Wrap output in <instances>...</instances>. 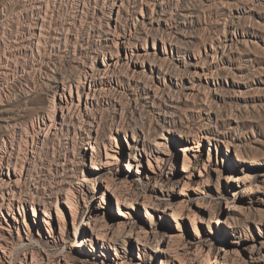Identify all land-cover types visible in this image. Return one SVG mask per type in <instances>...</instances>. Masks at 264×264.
Here are the masks:
<instances>
[{
  "label": "rangeland",
  "instance_id": "374dc122",
  "mask_svg": "<svg viewBox=\"0 0 264 264\" xmlns=\"http://www.w3.org/2000/svg\"><path fill=\"white\" fill-rule=\"evenodd\" d=\"M123 31L131 38L120 51L122 58L128 54L127 64L120 66L109 38ZM151 57L157 72L150 68ZM86 70H94L104 86L97 92L96 114L100 140L116 153L111 174L130 181L124 191L133 207L122 208L137 229L155 235L146 249L132 241L115 250L97 239L95 247L78 246L81 234L90 230L83 224L87 219L103 217L106 232L121 219L115 197H101L105 174L95 175L79 190L76 224L68 216L62 239L45 237V206L33 203L54 181L76 184L85 167L91 172L92 154L97 161L102 158L103 144L84 156L88 129L79 127V119L55 137L43 127L54 118L59 100L54 101V85L76 83ZM74 99L78 102L76 88ZM197 133L196 139L191 136ZM157 134H166L169 148L153 173L147 152H136L139 161L130 155L135 136L140 148L145 142L152 156L157 155L152 144ZM185 146L192 159L189 171L183 170ZM3 151L6 158L20 156L30 166L21 184L25 211L16 205L20 237L14 223L12 235L6 236L13 239L15 251L5 264H20L32 249L48 264H66L67 258L75 264H264V189L257 187L264 179L262 164L255 165L245 186L233 180L245 173L238 154L264 160V0H0ZM145 199L151 202L147 206ZM33 205L40 211L43 236ZM154 205L178 212L172 217ZM48 207L59 232L56 207ZM224 218L241 226L235 230L224 225L219 232L218 221ZM24 220L32 226L34 240H47L44 248L29 242ZM158 246H169L180 257L157 253Z\"/></svg>",
  "mask_w": 264,
  "mask_h": 264
},
{
  "label": "bare ground",
  "instance_id": "6f19581e",
  "mask_svg": "<svg viewBox=\"0 0 264 264\" xmlns=\"http://www.w3.org/2000/svg\"><path fill=\"white\" fill-rule=\"evenodd\" d=\"M118 9L120 8L118 7ZM112 35L113 36L109 39L112 41V46L116 47L119 53L118 55L119 59L117 60V63L121 64L120 66H122L123 64H127L124 62V59L128 58V54L125 53L126 54L125 57L122 58V56H120V51H122V48L124 46L125 48H128V43L130 41L131 34L127 33L126 31H123V33H119V34L112 33ZM147 53L148 52L146 51V54ZM129 59H130V56H129ZM149 60H152V61L149 62ZM149 60L148 62L150 63L149 64L150 68L152 71L155 72L156 71L155 65H157L155 64L156 60L154 59V57L153 59L151 57V59ZM163 64L160 63L159 67L161 68ZM143 66L149 67L148 64H144V63H143ZM78 78H79L78 80L76 79L77 80L76 83L69 82V83H63L61 85L60 84L54 85V88H53L54 89V95H53L54 101L56 97H59V100L57 101V103L56 102L54 103V110H53L54 118L50 119L49 122L44 121L43 127L48 126L47 133L55 137L59 135L60 133H62V130L65 127H67L69 123L75 124L76 122H74L75 121L74 119L77 118V120L79 119V123H80L79 127L82 128L84 131L85 129H88L87 139L84 144V152H83L84 156H86L88 152H90V150L95 152L97 148H100L101 144L104 145L105 150L104 152L100 153V156L102 157L100 161H97L95 158V155L92 154V158H91L92 164L89 165V168H91V172H88L85 167L83 169V177L81 178L79 177L78 182L76 184H74L72 180H62V179L60 181L56 180L54 181L53 185L47 187L48 192H45L46 195L42 194V196H40L39 194L40 197L37 199V201L36 200L33 201V203H39L45 206L43 210V219H42L43 224L45 225L47 233H48V235L47 236L45 235V237L48 238L49 236L52 238L53 241H57L58 237H60L61 239L64 238L63 235L65 232L68 216L71 215L73 219V224H76V220H77L78 213H79V204H78L79 203L78 201L79 190H82L84 186H87L90 182H93L95 179V175L105 174L103 181L106 182V186H105V189L101 193V197L103 199H106L110 197L109 195L110 193L113 197H115L116 202L119 206L118 214L121 216V219L118 220V222L115 224L114 227H111L112 229L110 230V232H106V221L103 219V217L96 216L91 221L90 219H87L86 222L83 224L89 227L90 230H87L85 234L84 232L81 234L82 238L80 240V243H77L78 246L81 247V250H84L86 246L95 247L96 239H97V241L99 242L102 241L104 245L108 244L109 247H112L115 250H118V246L126 249V245L132 241H136L138 247L142 249H146V247L149 246L150 239L152 237L154 238L155 235L154 233H152L153 231L145 230L144 228L137 229L134 221L129 220V215H128L129 211H126L124 210V208H122V206H126L127 208L128 207L130 208V206L131 208L133 207L132 199L128 196L127 193H125L126 191H124L125 190L124 188L128 186L130 181L127 179L117 180L111 174V169H112V166L114 165V159L116 158V153H115L114 148L109 147L105 141L100 140V136H99L100 121L98 120L96 110L99 104L97 92H100L104 88L103 83L97 78L96 73H94V70L91 72L86 70L83 73V75L79 76ZM72 80H75V79H72ZM62 82H65V81H62ZM74 88L77 89L78 102H75V99H74ZM82 92L86 93L87 95L86 98H84V95ZM59 110L61 111L60 115H59ZM178 135L183 136L182 131H179ZM144 136L146 138L145 140H148L147 138L148 136L146 133L144 134ZM191 136L195 137L196 139V136H199V134L197 133V135L193 134ZM135 137L134 139L136 140V144L133 145L135 151H133L132 154L130 155L131 159L135 161H139L140 159L138 158V155L136 152L137 151H145V153L147 152V155L149 156L148 163H147L148 168L153 173H157L160 170L161 165L163 163V156L161 154L163 155L166 154L169 148L166 134H157L156 140H154L155 142L153 143L151 142L154 145L153 150L157 152V155H154V156H152V152H151L152 149L150 151V149L148 148V145H146L145 142L143 143V147L140 148L138 144L139 143L138 139H136ZM201 137L207 138L208 134H204V135L202 134ZM93 138H94V141H92ZM185 141L190 142V140L187 138H185ZM238 146H236L237 149H241ZM182 150L184 154L183 155L184 156L183 170L189 171L192 166V159H191V156L188 154V150L190 149L186 148L185 146L182 148ZM3 153L4 151L2 153L0 152V215H1V220L3 219V222L0 220V264H5L6 258H11L12 255H14V251H15L14 241H12L13 239L11 240L9 236H6V232L10 234L12 231L11 228L15 226L14 223L15 224L17 223L18 225L16 226V229L20 237V226H19L20 220L18 218V213L16 212V205L20 206V210L22 209L25 211L24 199H22V196H21V192H22L21 184L23 183V180L24 182L26 181L27 177L30 174V166L26 167L24 163L21 161L22 158L20 156H17L16 160H12L10 158H6ZM237 159L242 162L243 172H245L243 176H238L237 178L233 179L235 183L237 184V186L242 187L248 183L250 178L254 175L253 168H255L256 164H259V165L262 164V166H260L262 168L261 175L264 176V160H261V161L250 160L249 157L244 154H238ZM127 166L129 170L132 169L130 165L127 164ZM257 187L264 189V179H263L262 185L261 184L259 186L257 185ZM62 193L65 194L64 199H61L60 194ZM143 202L146 204L145 206H147L148 203H151L147 199L143 200ZM50 204L56 207V214H57V218L59 221L58 225L60 228L59 232L56 231L55 215L52 214L51 207H48ZM156 206L154 205L156 210H159V211L161 210L163 213H166L167 215L172 216V217H175L178 212L176 211L174 207L170 208V210H167L166 208L160 209ZM32 208H33L32 215L35 217V222L39 225L38 234L39 236H43L42 227H41L42 225H40V222H38V219H40V211L36 209L34 205L32 206ZM5 211H7L8 213L6 214ZM8 216H11V218ZM12 217H13V221H12ZM124 217H127V218L125 219ZM150 219L152 223V217ZM194 219H195V216H194ZM262 221L263 220L261 219V223H264V221L263 222ZM218 225H219V232H222L224 225L225 227L227 226L235 230H237L238 227L241 226L238 224V222H234L227 218L220 219L218 221ZM23 226H25V228L27 229L26 234H27V237H28L27 239L29 240V242H35L38 246H41L42 248L46 246L45 244L47 243V240L43 244L39 240H34V238L31 237L32 226L28 223V221L24 220ZM194 231L196 235H199L200 233L199 228L196 227ZM261 242L262 244L264 243V237L261 238ZM169 246L167 248L158 246L156 251L157 253L158 252L165 253V255L166 254L169 255L173 257V259L180 257L178 252H175L172 254V251H171L172 249L170 248L171 246L170 247ZM36 251L32 249L31 251L24 253L23 256L19 260L20 264H48L47 263L48 261L46 262L42 258H39V255ZM116 254L118 256L117 251H116ZM29 255H31V257ZM29 258H31L30 261H29ZM15 260H17V258H15ZM65 263L75 264V262L73 263L72 260L68 258L67 260H65ZM9 264H11V262ZM12 264H16V262L13 261ZM137 264H141V263H137Z\"/></svg>",
  "mask_w": 264,
  "mask_h": 264
},
{
  "label": "trees",
  "instance_id": "16d2710c",
  "mask_svg": "<svg viewBox=\"0 0 264 264\" xmlns=\"http://www.w3.org/2000/svg\"><path fill=\"white\" fill-rule=\"evenodd\" d=\"M86 229V228H85ZM227 236H228V232H227Z\"/></svg>",
  "mask_w": 264,
  "mask_h": 264
}]
</instances>
